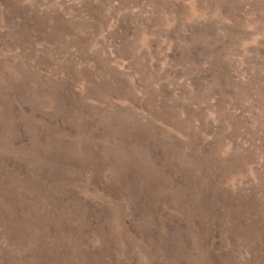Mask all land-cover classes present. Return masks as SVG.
Segmentation results:
<instances>
[{
    "label": "rangeland",
    "instance_id": "rangeland-1",
    "mask_svg": "<svg viewBox=\"0 0 264 264\" xmlns=\"http://www.w3.org/2000/svg\"><path fill=\"white\" fill-rule=\"evenodd\" d=\"M0 264H264V0H0Z\"/></svg>",
    "mask_w": 264,
    "mask_h": 264
}]
</instances>
